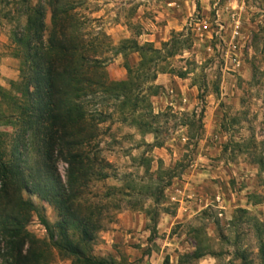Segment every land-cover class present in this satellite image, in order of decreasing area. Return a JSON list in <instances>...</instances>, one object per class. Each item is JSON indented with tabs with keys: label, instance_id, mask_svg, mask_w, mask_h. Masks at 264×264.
Masks as SVG:
<instances>
[{
	"label": "rangeland",
	"instance_id": "1",
	"mask_svg": "<svg viewBox=\"0 0 264 264\" xmlns=\"http://www.w3.org/2000/svg\"><path fill=\"white\" fill-rule=\"evenodd\" d=\"M5 1L0 3V32L5 52L14 55L13 32L24 27L26 16L20 0ZM39 1L48 32L50 8L47 0L32 3ZM191 1L189 21L165 32L148 0H69L86 54L104 62L109 79L127 77L124 57L117 52L123 39L156 48L172 36L179 41L174 55L164 57L167 47L151 65V71H166L157 74L165 85L142 83L134 94L140 99L135 108L121 106L131 100L97 98L96 107L106 117L98 125V154L109 163L108 177L91 180L81 193L83 203L101 211V227L90 247L96 257H112L119 264H243L245 255L246 264H262L264 0L218 3L226 39L232 21L240 24L239 67L231 65L215 35V0ZM153 30L156 36H150ZM179 72L187 74L179 77ZM150 84L160 86L156 95ZM57 168L65 179L66 164L60 161ZM178 187L186 195L184 206L192 207L189 214L167 196ZM23 196L35 205L28 230L47 239L43 221H57L56 208L48 198L28 191ZM196 248L204 253L201 258L185 257ZM53 254L52 264L70 263Z\"/></svg>",
	"mask_w": 264,
	"mask_h": 264
},
{
	"label": "trees",
	"instance_id": "2",
	"mask_svg": "<svg viewBox=\"0 0 264 264\" xmlns=\"http://www.w3.org/2000/svg\"><path fill=\"white\" fill-rule=\"evenodd\" d=\"M20 3L26 21L12 36L19 79L11 81L9 89L0 86V264H52L54 250L69 264H119L112 257L90 253L101 227V211L81 198L91 180L108 177L104 170L109 163L98 154V125L106 117L96 107L97 98L131 100L121 101V106L135 108L140 99L134 94L141 84L166 72L160 67L151 71V65L167 47L164 57L174 55L179 41L172 36L156 48L151 42L123 39L117 52L124 57L127 77L113 80L103 61L86 54L80 21L71 13L69 0H47L48 32L44 5L32 0ZM133 51L140 57L137 65L127 59ZM148 88L156 95L160 86ZM60 161L66 164L65 179L58 172ZM23 191L48 198L56 208L58 220L43 221L47 239L28 230L35 205ZM203 255L196 248L185 257ZM260 255L264 264V241ZM242 258L246 264L245 255Z\"/></svg>",
	"mask_w": 264,
	"mask_h": 264
},
{
	"label": "crops",
	"instance_id": "3",
	"mask_svg": "<svg viewBox=\"0 0 264 264\" xmlns=\"http://www.w3.org/2000/svg\"><path fill=\"white\" fill-rule=\"evenodd\" d=\"M151 5V9L154 10L159 14V18L161 20V25H159V29L161 31L168 32L169 29L172 28H181L184 24L189 21L193 12H194V5L191 0H148ZM185 6V9H184ZM152 26H156L155 24L146 23ZM154 31V30H153ZM150 36H156V31ZM3 40V36L0 32V86L8 88L9 81L16 80L18 77V59L10 53L5 52V46ZM139 43V42H138ZM140 44V43H139ZM129 58L127 55V59L130 65H137L139 62V54L137 52H129ZM160 84H164L161 81L160 76H157L154 80ZM165 85V84H164ZM167 196L174 200L175 202L182 204V208L185 210L184 215L189 214L192 211L191 205L187 207L184 206V199L186 195H184V190L180 187L175 188L174 191H170ZM191 201L190 203H192ZM179 217V215H178ZM184 217V216H183ZM147 215L142 217V225L147 222ZM170 218V216H169ZM174 218H177L175 216ZM131 220L134 219L132 216ZM130 226V224H129ZM161 227V223L157 224L156 229L159 230ZM148 257V256H147Z\"/></svg>",
	"mask_w": 264,
	"mask_h": 264
},
{
	"label": "built area",
	"instance_id": "4",
	"mask_svg": "<svg viewBox=\"0 0 264 264\" xmlns=\"http://www.w3.org/2000/svg\"><path fill=\"white\" fill-rule=\"evenodd\" d=\"M220 0H215L213 3V7L215 9L216 19L214 21L216 28L214 30L216 37L218 38L219 42H223L224 46H226V53L227 55L230 54V62L233 67L240 66V57L239 54L236 53V47L239 43V39L241 38V31H240V24L239 21H232V25L230 27L229 37L226 39L222 33L225 32V23L220 20V10L218 8V3ZM223 51V46L221 47Z\"/></svg>",
	"mask_w": 264,
	"mask_h": 264
}]
</instances>
